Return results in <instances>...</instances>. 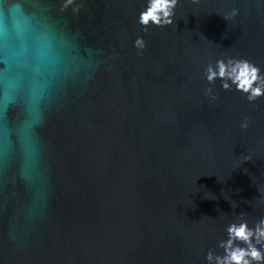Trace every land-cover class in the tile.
Wrapping results in <instances>:
<instances>
[{
  "label": "water",
  "instance_id": "water-1",
  "mask_svg": "<svg viewBox=\"0 0 264 264\" xmlns=\"http://www.w3.org/2000/svg\"><path fill=\"white\" fill-rule=\"evenodd\" d=\"M19 2L40 31L15 54L0 34V264H215L230 223L264 219V97L204 77L264 72V0H180L147 34L146 0ZM13 87L42 98L5 119Z\"/></svg>",
  "mask_w": 264,
  "mask_h": 264
},
{
  "label": "clouds",
  "instance_id": "clouds-1",
  "mask_svg": "<svg viewBox=\"0 0 264 264\" xmlns=\"http://www.w3.org/2000/svg\"><path fill=\"white\" fill-rule=\"evenodd\" d=\"M180 0H146L145 6L139 12L137 23L141 26L145 34L148 33L152 26L166 27L174 22L175 10ZM195 2V0H194ZM72 7L74 15L79 14L83 4L77 3L76 0H63L60 11L63 12ZM237 10H233V15ZM227 19V17H226ZM34 31H40L37 23L34 22L30 15L23 7V4L17 0L12 8L2 19V34L5 51L15 54L19 51L17 48H10V42L23 44L28 41ZM44 33L41 32V35ZM134 47L143 50L146 47L143 37H138L134 42ZM51 51L50 47L46 49ZM204 77L211 85L220 80L221 87L225 91H231L233 88L246 96L249 102H255L264 97V72L255 63L245 58L230 57L227 60L221 58L216 60L215 65L209 63L204 69ZM205 94L213 100L212 89L209 87ZM27 98L29 101L38 102L42 96L39 92L29 91L25 96L14 87L9 93L5 90L4 95V117L8 118L10 111L20 106L21 100ZM34 122H29V127H34ZM248 121L241 123L240 127L247 129ZM12 139V135L8 137ZM249 159V158H246ZM227 239L219 243L223 249V255L213 257L209 252L206 259L215 264H264V219H261L253 227H249L247 221L241 223H230L226 228Z\"/></svg>",
  "mask_w": 264,
  "mask_h": 264
}]
</instances>
